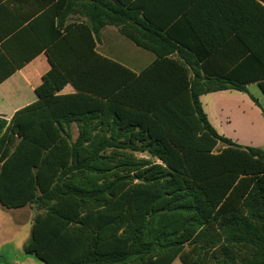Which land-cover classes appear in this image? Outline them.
<instances>
[{
    "label": "trees",
    "instance_id": "1",
    "mask_svg": "<svg viewBox=\"0 0 264 264\" xmlns=\"http://www.w3.org/2000/svg\"><path fill=\"white\" fill-rule=\"evenodd\" d=\"M163 7L179 19L152 20L139 1H86V21L64 27L47 51L38 100L0 116V205L33 210L27 255L45 264H264V149L221 135L201 101L248 93L250 83L264 92V0ZM109 26L155 61L137 73L100 53ZM237 46L251 56L221 66ZM68 85L75 92L62 94Z\"/></svg>",
    "mask_w": 264,
    "mask_h": 264
},
{
    "label": "crops",
    "instance_id": "2",
    "mask_svg": "<svg viewBox=\"0 0 264 264\" xmlns=\"http://www.w3.org/2000/svg\"><path fill=\"white\" fill-rule=\"evenodd\" d=\"M71 1L74 0H0V78L12 67L19 68L0 84L1 117L10 120L17 111L38 100L36 89L51 69L47 51L59 39L58 32H63V28L70 23L86 21L81 10L82 5L90 0H76L73 8H70ZM127 1L146 4V16L157 22L168 15L177 19L180 17L176 12L164 9L163 3L167 0ZM116 32L123 36L114 26L104 29L97 46L100 53L112 59L114 56L106 55L103 51L114 50L110 36ZM138 48L147 54L134 51L128 45L123 61H116L137 73L143 71L155 61L156 55ZM148 53H152L154 59L146 56ZM258 55L264 58V49ZM250 56V52L240 46L226 48L221 66L226 68L230 58L245 60ZM243 67L246 71L248 66ZM247 89L248 93L237 90L208 93L201 96V101L210 122L221 135L243 146L264 149V92L258 83L248 84ZM74 92V88L68 85L62 94ZM251 97L257 99L260 105ZM21 209H29L33 214L30 207ZM30 218H33L32 215Z\"/></svg>",
    "mask_w": 264,
    "mask_h": 264
},
{
    "label": "rangeland",
    "instance_id": "3",
    "mask_svg": "<svg viewBox=\"0 0 264 264\" xmlns=\"http://www.w3.org/2000/svg\"><path fill=\"white\" fill-rule=\"evenodd\" d=\"M110 39L114 42V50L103 52L106 55L114 56L115 60L123 61L128 45L132 46L134 51L145 52L124 36H119L118 32L112 33ZM145 53L147 54V52ZM146 56L151 59L155 57L152 53H148ZM238 134L241 135V133ZM238 138L240 139L239 143H241V136ZM31 215L33 217L34 213L31 214L29 209L9 210L0 205V264H45L36 257L27 255L24 250V246L31 235L33 222V218H30ZM173 264H182V262L177 259Z\"/></svg>",
    "mask_w": 264,
    "mask_h": 264
}]
</instances>
